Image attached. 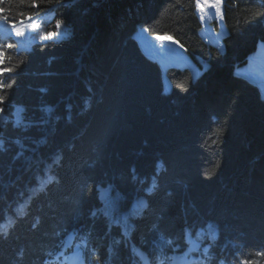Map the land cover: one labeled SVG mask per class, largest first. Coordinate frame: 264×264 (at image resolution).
<instances>
[{
    "label": "trees",
    "instance_id": "obj_1",
    "mask_svg": "<svg viewBox=\"0 0 264 264\" xmlns=\"http://www.w3.org/2000/svg\"><path fill=\"white\" fill-rule=\"evenodd\" d=\"M35 3L0 0V264H64L76 246L83 264H167L189 236L197 264H264V95L237 72L264 42V0H225L224 51L197 0ZM57 24L68 35L42 39ZM140 29L201 72L164 74Z\"/></svg>",
    "mask_w": 264,
    "mask_h": 264
},
{
    "label": "rangeland",
    "instance_id": "obj_2",
    "mask_svg": "<svg viewBox=\"0 0 264 264\" xmlns=\"http://www.w3.org/2000/svg\"><path fill=\"white\" fill-rule=\"evenodd\" d=\"M198 1V0H197ZM209 3L217 4V7L221 9L222 13L224 11L225 0L224 4L221 6L217 3V0H199V7L198 13L203 22V30L202 35L204 38L209 41L210 43L216 45L221 51H224L223 44H222V37L225 35L226 28L224 27L223 23V14L221 15L220 12H217L213 8L209 7ZM49 20V18L47 19ZM47 20H42L40 23L37 22H29L25 28H20L17 31L22 32V35H16L18 38V45L22 49H29L31 44L38 40L37 30L44 27ZM214 22L216 24H214ZM38 29H35L37 28ZM17 33V32H16ZM68 35V29L60 24L57 30L48 32L42 36V39L45 41H59L62 38ZM32 37L33 39H29L25 41L26 37ZM136 38L138 39L141 47L143 48L146 55L151 57L154 60H157L163 68L164 74L166 73L167 69L171 66L176 67H188L191 66L192 72L194 76H197L201 70L195 64V62L191 59L190 55L187 53L186 49L183 48L176 40L169 36H162L160 39L154 36H150L148 32L144 29H140L137 34ZM238 74L242 76H247L249 79L257 83L264 95V42L262 40L258 43V48L256 52L251 56L250 61L246 64L240 66L237 70ZM171 89V85L169 82L165 83V90L169 92ZM73 236L70 237L68 242V246L70 247L73 242ZM189 242V249L187 253L189 254L190 259L194 262L193 264L198 263V256L197 253L200 250V244L196 239L192 236L188 238ZM195 245H198V250L195 248ZM74 251L70 254L60 253L61 262L64 264H83L81 253L79 254L78 251ZM140 259L142 260L143 264H151L150 260L148 263L147 257L143 254H139ZM77 257V258H76ZM180 257L176 255L172 258L170 262L167 264H175L176 259Z\"/></svg>",
    "mask_w": 264,
    "mask_h": 264
},
{
    "label": "snow or ice",
    "instance_id": "obj_3",
    "mask_svg": "<svg viewBox=\"0 0 264 264\" xmlns=\"http://www.w3.org/2000/svg\"><path fill=\"white\" fill-rule=\"evenodd\" d=\"M206 2H208V0H206ZM217 3L218 4H220L221 6L224 4V0H217ZM33 7H38L39 5L37 4V3H35V0H33V5H32ZM200 5H199V0H198V7H199ZM209 7H211V8H213L214 10H216L217 12H220V14L222 15L223 13H222V11H221V9L220 8H218L217 7V4H214V3H209ZM0 11H3V9H0ZM5 19H7V17H5ZM28 19H31V17L29 16L28 17ZM13 27H15V24H13L12 25ZM57 27H60V25L59 24H57ZM23 33L22 32H20V31H17V33H16V35H22ZM158 39H160V37H157ZM11 45H9V47H10ZM3 56H4V54H3V52H0V64H3L4 63V60H3ZM11 71V69H3V68H0V73H3V72H10ZM3 87V85L2 84H0V88H2ZM3 101L2 100H0V103H2ZM0 111H3V109H0ZM50 111V110H49ZM155 187V184H153V188ZM149 192H151V189H149ZM114 208V204H113V202L112 201H110V200H108V199H105V209H104V212H105V214L106 215H110L111 214V211H112V209ZM92 215L93 216H95L96 215V212L94 211L93 213H92ZM33 227H35V225H33ZM209 228L211 229V226H209ZM210 238L214 241L215 239H216V235H215V233H214V231L213 232H211V234H210ZM198 245H195V248L198 250ZM207 252H208V249L207 248H205L204 249V254L205 255H207ZM93 255H95L94 253H93ZM258 255H264V253H258ZM221 264H223V262H221ZM242 264H247V262H242Z\"/></svg>",
    "mask_w": 264,
    "mask_h": 264
},
{
    "label": "bare ground",
    "instance_id": "obj_4",
    "mask_svg": "<svg viewBox=\"0 0 264 264\" xmlns=\"http://www.w3.org/2000/svg\"><path fill=\"white\" fill-rule=\"evenodd\" d=\"M76 251H78L79 254L81 253V257H82V250H81L80 248H76L75 253H76ZM76 258H77V257H76Z\"/></svg>",
    "mask_w": 264,
    "mask_h": 264
},
{
    "label": "crops",
    "instance_id": "obj_5",
    "mask_svg": "<svg viewBox=\"0 0 264 264\" xmlns=\"http://www.w3.org/2000/svg\"><path fill=\"white\" fill-rule=\"evenodd\" d=\"M191 70H192V68H191V66H188ZM200 69V68H199ZM201 70V69H200Z\"/></svg>",
    "mask_w": 264,
    "mask_h": 264
}]
</instances>
